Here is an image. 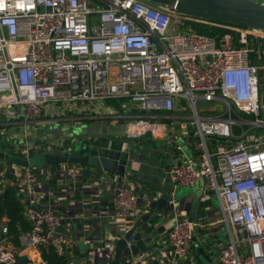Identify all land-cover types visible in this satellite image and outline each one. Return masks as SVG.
I'll use <instances>...</instances> for the list:
<instances>
[{"label": "built area", "instance_id": "1", "mask_svg": "<svg viewBox=\"0 0 264 264\" xmlns=\"http://www.w3.org/2000/svg\"><path fill=\"white\" fill-rule=\"evenodd\" d=\"M191 19L145 0H0V129L8 125L28 131L88 108L108 124H122L123 135L109 137L108 147L115 138L136 141L148 132L158 139L192 135L193 151L186 156L177 144L168 177L175 186L202 183L204 199L216 194L218 221L227 237L216 250L218 264H264V31L219 24L228 31L210 36L186 24ZM197 100L208 105L197 108ZM215 100L223 110L209 114ZM106 105L114 111L102 112ZM39 149L22 146L9 156L28 159ZM48 150L53 147L43 151ZM3 161L0 194L6 185L13 187L26 202L31 222L18 236L19 248H32L41 257L43 249L52 247L65 256V264H107L116 234L141 214L157 212L153 202L159 192L113 174L117 192L96 224H84L81 240L92 250L79 260L67 216L59 211L60 199L80 190L96 204L104 173L92 170L84 178L85 166L73 162L43 168L46 181L66 178L54 197L33 166ZM178 203L170 198L174 221L161 247L128 252L123 264L150 259L154 264H197L191 245L198 222L180 214ZM99 222L105 238L95 239L90 233ZM1 233L0 264H17L18 251L8 244L5 224ZM41 264L48 262L42 258Z\"/></svg>", "mask_w": 264, "mask_h": 264}, {"label": "crops", "instance_id": "2", "mask_svg": "<svg viewBox=\"0 0 264 264\" xmlns=\"http://www.w3.org/2000/svg\"><path fill=\"white\" fill-rule=\"evenodd\" d=\"M107 104L109 103L107 102ZM105 107L102 110L104 113L114 111L112 108L108 110L107 105ZM84 109L86 110H80L79 114L73 112L71 114L70 112L68 113V117L74 118L65 119L63 120L64 122L61 123L45 124L34 131L9 129L10 127L8 128V125H4V130L0 129V150L3 151L5 155V157L2 159L11 162V156L9 155L12 154L14 149L20 148L22 146H32L33 144L40 145L39 152L45 150L47 145H51L53 149L65 150L69 147H74L75 144L83 146L84 148H87L90 143H96L98 145L106 144L108 138L111 137L105 135V128L107 125H109L108 121L105 118H97V116L94 117L92 114H89L96 111H92L88 108ZM66 122H68L70 125H74L75 133H72L71 130L68 129L69 126H65L64 123ZM83 128L86 129L84 130ZM145 138H149V140H145L147 143H143L141 140L134 141L115 138L112 145L129 152L130 159L132 160L131 172H135L139 177L149 180L158 186L155 187L153 185L141 183V187H147L150 191H157L160 193V196H174L177 201L179 200L178 206L180 214L185 213L187 215L192 196L194 194H199L198 212L195 220L198 222V226L195 228V237L191 245V250H193L197 255L196 244L202 246L207 257L209 258L210 264H218L216 250L220 244L225 243L227 240L225 230L222 224L218 221V207H215L211 203L210 199H204L202 183L190 188L187 192L181 194L180 197L177 198L176 192L178 190L183 191V189L179 186H175L167 174L169 165L176 158L179 152L176 148L177 144L182 146V151L184 148L188 149L189 154H186L184 151L183 152L186 156H190L194 149L192 146V135L185 137L178 136L177 133L176 136H174V134H170V136L165 139L152 137ZM129 141L132 142L130 143ZM40 182L45 185V189L49 188L54 197L58 195L59 188L67 183L66 178H61L60 176L55 178L54 183L51 181H46L41 177ZM1 185H5V183L3 179L0 178V186ZM78 192L79 193L76 197L74 193L70 197L66 195L65 198L60 199L59 211L67 216V229L71 236L75 239L74 243L77 258L79 260H83L84 258L91 256V250H89V248L85 247L80 250L78 246V240H80L85 235V232H87V230L84 229V224L88 223L85 222V219L92 218L94 222L95 219H98V216L103 211V209L98 214H96L95 210L99 208L98 204H94L92 208H85L86 205L90 203L87 200L88 193L84 194L85 191L80 192V190H78ZM110 198L111 194L108 196L107 200L109 201ZM21 200L24 202L22 198ZM82 200L83 203H81ZM202 202H205L206 204L204 206L205 208L203 213H201L200 209V203ZM24 203V206H26V202ZM168 207H165V209L162 211H157L155 216H152L153 219H151L145 226L144 234L146 237H149L147 247L150 245L157 250L159 247H161L162 240L165 238L168 229L174 221V218L169 215V209L167 210ZM26 217L28 218L27 215ZM6 220V217H2L0 219V235H2L1 227L6 223ZM93 231L90 234L93 235L95 239H98V236L105 238V235H103L102 232L97 231V233H94ZM153 240L156 241L153 242ZM8 244L12 249L18 251V255L26 256V259H23L20 262L24 261L25 264H41L42 257L34 249H20L19 246L13 244L10 238ZM157 252L158 254L155 257L160 258V252ZM147 261L148 262L145 264H154V261L151 259ZM195 262L197 264H207L204 262V259L202 260L198 257V255L197 259L195 257Z\"/></svg>", "mask_w": 264, "mask_h": 264}, {"label": "water", "instance_id": "3", "mask_svg": "<svg viewBox=\"0 0 264 264\" xmlns=\"http://www.w3.org/2000/svg\"><path fill=\"white\" fill-rule=\"evenodd\" d=\"M153 2L161 7L167 8L173 12L212 21H219L224 23H231L235 25L251 27L261 29L264 31V3L256 0H146ZM264 105V95H263ZM208 105L207 101L197 100L196 107ZM84 129V128H83ZM86 129V128H85ZM84 129V130H85ZM107 136L123 135V126L121 123L115 125L106 126ZM145 137H150V133H146ZM3 151L0 150V158H4ZM11 162L18 165H30L37 169V175L41 177L42 169L47 168L51 165H57L64 162H73L85 166L83 172L84 178L90 177L91 171L94 170L95 174L100 173L105 175V179L101 180L100 186L102 187L101 194L99 195L98 204L99 208L95 210L98 214L102 209H106L108 204V196L115 194L117 189L115 183L110 179V176L117 174L120 177H125L139 184H149L155 187L149 180L139 177L135 172H131L132 160L127 150L120 149L115 146L108 147L106 144L98 145L96 143H90L86 148L80 146V149L75 147H69L63 149H53L48 151L39 152L31 155L28 159L22 158L16 155L10 157ZM92 169V170H91ZM91 173V174H90ZM121 179V178H120ZM90 190V189H89ZM92 191V190H90ZM170 197L159 196L156 201L153 202L157 211H162L165 207L169 206ZM179 201V200H178ZM199 194L192 196L189 209L188 218L189 220H196L198 212ZM83 203V202H81ZM95 202H90L85 208H92ZM25 209L27 206H24ZM103 215L102 212L100 213ZM152 210L143 213L125 232L116 234V241L114 246V253L112 258L107 264H123L122 259L128 252L135 255L147 247L149 237L145 236V226L153 219ZM28 216V215H27ZM98 219L93 222L92 218L85 219V222L97 223ZM97 228L93 231L97 233L98 230L103 226L100 222L96 225ZM194 240V239H193ZM78 246L80 250L83 248H89L92 250L90 243L78 240ZM196 252L199 258L207 264H210L209 258L206 255L202 246L196 244ZM158 254L157 251H155ZM94 262L96 263L100 258L98 253L94 254ZM26 259L24 255H18L17 260Z\"/></svg>", "mask_w": 264, "mask_h": 264}, {"label": "trees", "instance_id": "4", "mask_svg": "<svg viewBox=\"0 0 264 264\" xmlns=\"http://www.w3.org/2000/svg\"><path fill=\"white\" fill-rule=\"evenodd\" d=\"M194 18L195 17L186 21V24H189L193 30L210 36L221 37L228 31V29L219 24L235 25L231 23ZM233 44L238 45L236 34H234ZM108 103L114 104L116 102L114 100H109ZM240 114L246 117L250 116L245 112H241ZM54 181L55 178L51 180L52 183H54ZM78 193V190H76L75 197L78 195ZM20 197L21 196L17 193V191L8 185L4 187L0 194V219L2 217L7 218L5 223L8 230L7 234L13 244L16 246H19V234L31 228L30 219H28L25 215V203ZM205 205V202L200 203L201 213H203ZM170 208L171 207L169 206L167 210ZM42 258L46 260L48 264H65L66 262L65 256L57 254L52 247L43 249ZM17 264H25V262H18Z\"/></svg>", "mask_w": 264, "mask_h": 264}, {"label": "rangeland", "instance_id": "5", "mask_svg": "<svg viewBox=\"0 0 264 264\" xmlns=\"http://www.w3.org/2000/svg\"><path fill=\"white\" fill-rule=\"evenodd\" d=\"M145 1H146V0H145ZM146 2H148V4H151V5L157 6V4H155V3H153V2H149V1H146ZM222 110H223V104H222V102L219 101V100H215V101L211 102V104H210V106H209L207 112H208L209 114H214V113L220 112V111H222ZM64 124H65V126H69L68 129H70L72 133H75L74 125H70L68 122H66V123H64ZM39 127H41V126L32 125V127H29V130L34 131V130H36V129L39 128ZM73 131H74V132H73ZM139 140H141L143 143H147V142H145V140H149V138H145V137H144V138H141V139H139ZM5 141H6V140H5ZM3 142H4V141H3ZM129 142L131 143L132 141H129ZM4 143H5V142H4ZM116 146H117V145H116ZM0 147H1V146H0ZM74 147L77 148V149H80V145H78V144H75ZM183 151H184L186 154H189L188 149H185V148H184ZM12 152H13V151H12ZM17 153H18V152H17ZM3 162L6 163V160H4ZM91 170H92V169H91ZM179 187L182 188L183 191L178 190V191L176 192V197H177V198H179L181 194L187 192L190 188H192V187H190V186H179ZM210 201H211V203H212L215 207H218V199H217L215 193H211ZM196 259H197V255H196Z\"/></svg>", "mask_w": 264, "mask_h": 264}]
</instances>
